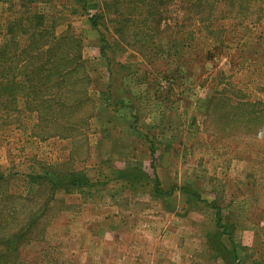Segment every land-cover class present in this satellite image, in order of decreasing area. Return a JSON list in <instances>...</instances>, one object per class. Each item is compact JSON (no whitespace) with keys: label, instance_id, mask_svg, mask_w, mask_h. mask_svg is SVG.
<instances>
[{"label":"rangeland","instance_id":"374dc122","mask_svg":"<svg viewBox=\"0 0 264 264\" xmlns=\"http://www.w3.org/2000/svg\"><path fill=\"white\" fill-rule=\"evenodd\" d=\"M194 1L14 13L66 103L0 113V264H264V0Z\"/></svg>","mask_w":264,"mask_h":264},{"label":"trees","instance_id":"16d2710c","mask_svg":"<svg viewBox=\"0 0 264 264\" xmlns=\"http://www.w3.org/2000/svg\"><path fill=\"white\" fill-rule=\"evenodd\" d=\"M38 1L0 0V3H6L10 7V15L14 16L11 23L9 22L11 25L8 30L5 28V31H1L0 29L2 39L0 43V113L17 115V105L10 106L13 104L10 100L17 103L20 98L23 99V104H37V112L44 115L47 112L40 110V106L48 107L51 103L61 106L66 103V100L54 95L58 100L63 99L62 102H55L51 94L44 92L45 89L51 88L47 80L51 73V36L48 23L44 21V17L39 12L31 13L26 17L15 15L23 7V3L26 5L25 9H31L27 5ZM243 1L246 6H250V0ZM194 2L200 4L201 10H206L205 6H209L208 11L210 12V9L214 7L211 0H195ZM16 5L17 8L14 7ZM226 13L222 12L221 15ZM93 25L96 27V24ZM23 41L24 46H22ZM27 49L34 52L28 54ZM10 52H13L12 55ZM22 54L28 57L26 61L19 58ZM59 60L58 58L56 61ZM35 68L39 71L35 72L37 70ZM17 74L22 76H17Z\"/></svg>","mask_w":264,"mask_h":264}]
</instances>
